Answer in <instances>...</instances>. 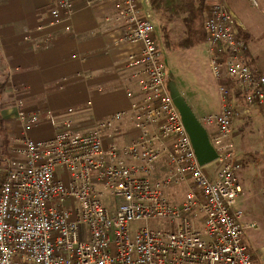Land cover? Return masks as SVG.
Wrapping results in <instances>:
<instances>
[{
	"label": "built area",
	"instance_id": "1",
	"mask_svg": "<svg viewBox=\"0 0 264 264\" xmlns=\"http://www.w3.org/2000/svg\"><path fill=\"white\" fill-rule=\"evenodd\" d=\"M111 1L122 26L115 45H141L117 61L129 71L133 101L113 114L48 113L41 142L32 136L40 113L16 105L7 153L0 149V264H264V253L254 254L258 227L245 223L240 207L249 197L239 178L232 87L264 120V75L246 59L229 0H211L204 13L219 100L217 112L194 117L216 154L207 165L172 95L150 0H50V16L59 21L76 3ZM157 220L167 230L151 229Z\"/></svg>",
	"mask_w": 264,
	"mask_h": 264
},
{
	"label": "crops",
	"instance_id": "2",
	"mask_svg": "<svg viewBox=\"0 0 264 264\" xmlns=\"http://www.w3.org/2000/svg\"><path fill=\"white\" fill-rule=\"evenodd\" d=\"M239 1L229 3L243 29L264 31V8L247 14ZM49 3L0 0V118L8 132L16 105L26 103L42 116L32 132L38 142L49 138L48 113L64 118L71 112L81 116L91 107L105 114L127 109L133 101L126 95L129 71L117 61L141 50L140 44L115 45L122 30L115 22L116 2L93 9L76 3L70 17L59 21L52 20ZM253 109L262 118V108Z\"/></svg>",
	"mask_w": 264,
	"mask_h": 264
},
{
	"label": "rangeland",
	"instance_id": "3",
	"mask_svg": "<svg viewBox=\"0 0 264 264\" xmlns=\"http://www.w3.org/2000/svg\"><path fill=\"white\" fill-rule=\"evenodd\" d=\"M259 3V8H256L249 1L241 0L239 6L247 14L260 13L264 7L262 0H259ZM149 14L164 48L171 86L177 100L183 103L194 117L217 112V83L208 67L205 43L190 50L168 51L164 47L162 28L167 27L172 39L179 42L184 37L183 25L179 22L168 24L153 12ZM236 21L241 35L245 33L249 37L248 45L244 41L247 52L249 51L250 54L248 57L246 52L247 61L256 69L262 70L264 74V31H246L237 19ZM242 37L244 39L243 35ZM232 87L235 93L236 108L235 142L238 159L242 164L239 178L249 197L246 201L241 200L240 207L246 212L245 223H255L258 227L254 236L257 248L254 250V254L257 259L259 254L264 253V121L258 111L247 104L246 99L237 90V85L233 83ZM41 118L40 115V120ZM129 137L131 138L132 135ZM172 198L180 202L182 197L178 198L176 194H172ZM167 225L166 220L151 221L149 224L151 229L163 231L167 230Z\"/></svg>",
	"mask_w": 264,
	"mask_h": 264
},
{
	"label": "trees",
	"instance_id": "4",
	"mask_svg": "<svg viewBox=\"0 0 264 264\" xmlns=\"http://www.w3.org/2000/svg\"><path fill=\"white\" fill-rule=\"evenodd\" d=\"M211 0H150V9L157 16L171 24L179 22L184 28V37L175 42L170 36L167 27H163V39L165 48L168 51L175 52L179 50H190L201 46L205 43V33L203 29L204 13ZM244 41L249 44V37L242 33ZM249 57V51L247 52ZM226 82L225 85H229ZM172 95L175 94L172 90ZM5 121L0 118V138L2 141L1 149L3 153H7V131L5 129Z\"/></svg>",
	"mask_w": 264,
	"mask_h": 264
},
{
	"label": "water",
	"instance_id": "5",
	"mask_svg": "<svg viewBox=\"0 0 264 264\" xmlns=\"http://www.w3.org/2000/svg\"><path fill=\"white\" fill-rule=\"evenodd\" d=\"M174 98L201 164L207 165L212 163L216 159V154L209 144L205 132L199 126L193 114L188 111L186 106L177 100L176 97Z\"/></svg>",
	"mask_w": 264,
	"mask_h": 264
}]
</instances>
